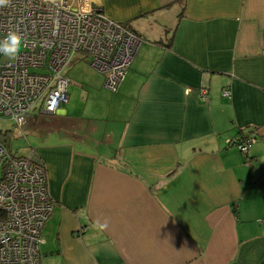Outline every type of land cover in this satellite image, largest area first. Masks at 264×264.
<instances>
[{
    "label": "crops",
    "instance_id": "1",
    "mask_svg": "<svg viewBox=\"0 0 264 264\" xmlns=\"http://www.w3.org/2000/svg\"><path fill=\"white\" fill-rule=\"evenodd\" d=\"M100 3L141 43L116 91L103 78L80 115L25 124L47 130L40 264H261L264 0ZM247 134L244 154L229 140Z\"/></svg>",
    "mask_w": 264,
    "mask_h": 264
},
{
    "label": "built area",
    "instance_id": "2",
    "mask_svg": "<svg viewBox=\"0 0 264 264\" xmlns=\"http://www.w3.org/2000/svg\"><path fill=\"white\" fill-rule=\"evenodd\" d=\"M100 2L11 0L0 7V38L14 31L24 41L16 61L0 57V119L11 123L12 135H26L33 112L52 115L68 103L65 71L78 53L89 56L108 90H117L141 40L109 18ZM221 95L230 96V89ZM199 96L206 101L207 90ZM254 142L250 134L229 140L244 154ZM52 209L46 171L34 152L19 155L0 142V264H40Z\"/></svg>",
    "mask_w": 264,
    "mask_h": 264
},
{
    "label": "rangeland",
    "instance_id": "3",
    "mask_svg": "<svg viewBox=\"0 0 264 264\" xmlns=\"http://www.w3.org/2000/svg\"><path fill=\"white\" fill-rule=\"evenodd\" d=\"M89 56L85 53H78L71 61L65 73L71 79V84L67 90L69 103L63 108H67L69 115H80L83 107L87 103L88 88L91 85H102L103 77L95 69L89 65ZM76 88V89H75ZM73 94H78L72 99ZM92 94L90 95L91 98ZM89 98V100H90ZM12 130L11 123L0 119V130ZM25 129V128H24ZM26 130V129H25ZM33 130V128H32ZM47 130H38L25 136H14L11 140L10 149L13 153L25 154L29 153L39 139L45 136Z\"/></svg>",
    "mask_w": 264,
    "mask_h": 264
},
{
    "label": "clouds",
    "instance_id": "4",
    "mask_svg": "<svg viewBox=\"0 0 264 264\" xmlns=\"http://www.w3.org/2000/svg\"><path fill=\"white\" fill-rule=\"evenodd\" d=\"M11 3V0H0V7H7ZM23 38L20 34L10 31L2 38H0V57L5 58L8 62H14L19 57L22 47ZM95 226L101 230H107L109 223L107 220L100 222L96 221Z\"/></svg>",
    "mask_w": 264,
    "mask_h": 264
},
{
    "label": "trees",
    "instance_id": "5",
    "mask_svg": "<svg viewBox=\"0 0 264 264\" xmlns=\"http://www.w3.org/2000/svg\"><path fill=\"white\" fill-rule=\"evenodd\" d=\"M125 26L130 30L132 31L133 33H135V31L128 25V24H125ZM171 41H172V37H170L167 41V43H165L164 45L167 47V48H170L171 46ZM12 130L11 129H8V130H0V142L3 143L8 149H10V145H11V140H12ZM38 161L40 162V164L44 167V164L42 163V161H40L38 159ZM261 264H264V260L262 261Z\"/></svg>",
    "mask_w": 264,
    "mask_h": 264
}]
</instances>
